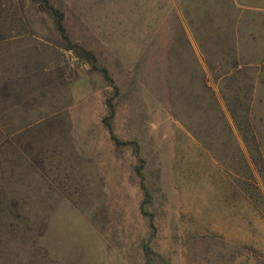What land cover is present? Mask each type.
Here are the masks:
<instances>
[{
  "label": "rangeland",
  "instance_id": "1",
  "mask_svg": "<svg viewBox=\"0 0 264 264\" xmlns=\"http://www.w3.org/2000/svg\"><path fill=\"white\" fill-rule=\"evenodd\" d=\"M263 116L264 0H0V264H264Z\"/></svg>",
  "mask_w": 264,
  "mask_h": 264
},
{
  "label": "trees",
  "instance_id": "2",
  "mask_svg": "<svg viewBox=\"0 0 264 264\" xmlns=\"http://www.w3.org/2000/svg\"><path fill=\"white\" fill-rule=\"evenodd\" d=\"M8 207H6L3 203V198H2V194L0 192V215H2L6 210H7ZM4 216H7V214L5 213Z\"/></svg>",
  "mask_w": 264,
  "mask_h": 264
},
{
  "label": "crops",
  "instance_id": "3",
  "mask_svg": "<svg viewBox=\"0 0 264 264\" xmlns=\"http://www.w3.org/2000/svg\"><path fill=\"white\" fill-rule=\"evenodd\" d=\"M261 120H264V116H263V118H261ZM261 120H260V121H261Z\"/></svg>",
  "mask_w": 264,
  "mask_h": 264
}]
</instances>
